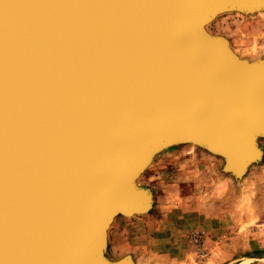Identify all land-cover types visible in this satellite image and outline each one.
<instances>
[{"label": "water", "instance_id": "95a60500", "mask_svg": "<svg viewBox=\"0 0 264 264\" xmlns=\"http://www.w3.org/2000/svg\"><path fill=\"white\" fill-rule=\"evenodd\" d=\"M264 0H0V264L107 256L137 177L185 143L240 178L261 163L264 74L203 27Z\"/></svg>", "mask_w": 264, "mask_h": 264}, {"label": "rangeland", "instance_id": "374dc122", "mask_svg": "<svg viewBox=\"0 0 264 264\" xmlns=\"http://www.w3.org/2000/svg\"><path fill=\"white\" fill-rule=\"evenodd\" d=\"M203 27L224 37L238 58L264 57V10L224 11ZM260 147L261 163L240 178L222 172V159L194 143L156 152L137 177L138 184L151 191V209L114 218L107 229V256L118 259L128 254L132 264H156L159 259L166 261L163 264H264V140ZM132 218H146L152 224L126 226L121 237L120 231L112 233L117 222ZM129 245L150 249L146 259L139 261L124 252ZM169 247L173 252L167 258L163 255H168Z\"/></svg>", "mask_w": 264, "mask_h": 264}, {"label": "crops", "instance_id": "0c3cea01", "mask_svg": "<svg viewBox=\"0 0 264 264\" xmlns=\"http://www.w3.org/2000/svg\"><path fill=\"white\" fill-rule=\"evenodd\" d=\"M155 187V186H154ZM156 188V187H155ZM156 201H158L157 200V193H156ZM156 205H157V202H156ZM146 219V218H145ZM145 219H139V218H132V219H130V220H126L127 222H125L124 224H120L121 222V220L119 221V222H117L115 225L116 226H113L114 228H116L115 230H113V234H116V233H118V231H120L119 232V236L123 233V229L126 227V226H129L128 228H136V227H138V228H140L142 225H144V224H149V225H151L152 223H150L149 221H147V220H145ZM125 221V220H124ZM158 229V228H157ZM121 237V236H120ZM158 240V239H156L155 237H153V239H151V240ZM162 238L160 237V240H161ZM113 245L115 246V249H117L118 251H120V253H121V250H122V248H120L119 247V245H118V242L116 243H113ZM117 247V248H116ZM129 247V249L127 248V249H125L124 250V252H129V253H131L134 257H135V259H137V260H139L140 261V258L142 259V258H145L146 259V257H147V252H149L150 251V249H148L147 247H142L141 245H137V246H135V245H129L128 246ZM171 250H173V247H169V250H168V255L166 256V255H163V256H165V257H169L170 255H171V253L173 252H171ZM158 252V251H157ZM156 256V255H155ZM163 261L164 260H162V259H159V262H157L156 264H163ZM152 262V264H154V262L153 261H151ZM164 262H166V261H164ZM172 262V261H171Z\"/></svg>", "mask_w": 264, "mask_h": 264}, {"label": "bare ground", "instance_id": "6f19581e", "mask_svg": "<svg viewBox=\"0 0 264 264\" xmlns=\"http://www.w3.org/2000/svg\"><path fill=\"white\" fill-rule=\"evenodd\" d=\"M153 157V156H152ZM152 157H151V159H152ZM151 161V160H150ZM136 182H137V179H136ZM138 183V182H137ZM152 195V194H151ZM151 198H152V196H151Z\"/></svg>", "mask_w": 264, "mask_h": 264}]
</instances>
